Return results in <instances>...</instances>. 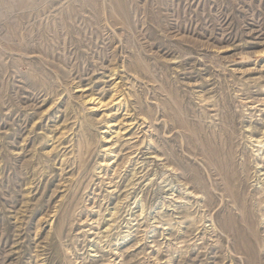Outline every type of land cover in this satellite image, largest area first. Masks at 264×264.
Here are the masks:
<instances>
[{
    "label": "rangeland",
    "instance_id": "obj_1",
    "mask_svg": "<svg viewBox=\"0 0 264 264\" xmlns=\"http://www.w3.org/2000/svg\"><path fill=\"white\" fill-rule=\"evenodd\" d=\"M113 69L163 160L98 173ZM260 100L264 0H0V264H264Z\"/></svg>",
    "mask_w": 264,
    "mask_h": 264
},
{
    "label": "bare ground",
    "instance_id": "obj_2",
    "mask_svg": "<svg viewBox=\"0 0 264 264\" xmlns=\"http://www.w3.org/2000/svg\"><path fill=\"white\" fill-rule=\"evenodd\" d=\"M111 79L112 86L109 90V95L104 96V92H90L87 95H85V98L83 102L91 103L92 105L89 107L91 110H101L102 113L98 119L103 120V129H101V139L105 142V146H103L102 150L105 153V158L100 161L98 166L96 167L98 170L97 172L100 173L102 165L110 166L112 170H116L119 167L128 166L127 164L130 163V161L133 159V155L131 154L132 151H127L122 156V149L123 145L126 147L133 146L135 149L133 150L134 153L136 151H141L142 153L146 154L149 153L146 157L152 158V159H161L163 160L162 153L158 146L151 145L153 142L151 140H148L146 145H142L145 147V150H141L140 144L138 145V139H137V131L141 124L145 122L144 116H138V113L135 111L132 102H130L129 95L130 93L125 88V82H122L119 80H115L117 77H121V80H123V75L119 74V71L116 69H113L109 72ZM81 84V83H80ZM77 90H80L82 93L85 90L84 86L78 88ZM94 91V90H93ZM85 93V91H84ZM84 97V96H83ZM82 100V99H81ZM263 100V99H262ZM260 103L262 104L261 108L257 109L260 110L261 113L259 116V122L256 125H253L252 123H249L246 127L247 130H253L256 129L257 134L253 135L252 132L248 134V142H250L254 148V154L256 155V170L258 174L261 173L262 165L260 164L259 160L263 158L262 156L264 154V101L263 103L260 100ZM123 111H120L122 110ZM120 114V115H119ZM145 124V123H144ZM245 125V124H244ZM133 127H136L135 131H130ZM142 130V129H141ZM144 133L146 130L143 131ZM136 137V139H134ZM251 145V146H252ZM153 149H149V148ZM132 148V147H131ZM253 150V149H252ZM121 151V152H120ZM143 154V155H144ZM109 156V157H106ZM121 156V159L118 161L119 157ZM145 157V156H143ZM61 161V160H60ZM261 161V160H260ZM164 163V162H163ZM164 165V164H163ZM261 166V168H260ZM260 172V173H259ZM257 184V186H256ZM261 181L258 180L255 183L256 187H262ZM117 186V185H116ZM115 188L110 189L108 192L109 194H113V191ZM231 194V192H229ZM233 196V195H232ZM118 205V204H117ZM136 206L137 210L139 212H142L144 210V203L140 199H136ZM106 208V207H105ZM108 208V207H107ZM111 209L108 208V210L114 214L117 212L118 209L116 205L110 206ZM100 210V209H98ZM97 211V210H96ZM100 212V211H99ZM113 224V223H112ZM212 225V224H211ZM214 225V223H213ZM108 226V225H107ZM96 227V226H95ZM106 227V226H105ZM90 228V227H89ZM123 237V236H122ZM127 238H122L121 243H125L127 241ZM119 243V242H118ZM117 243V244H118ZM90 252L92 250H95L94 247L90 246L89 248ZM94 253H91V255H94ZM82 259V258H81ZM82 264H86L83 259L81 260Z\"/></svg>",
    "mask_w": 264,
    "mask_h": 264
}]
</instances>
